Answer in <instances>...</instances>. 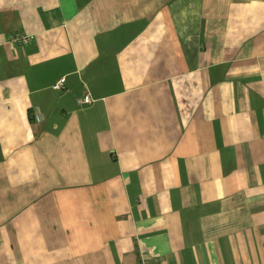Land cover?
Instances as JSON below:
<instances>
[{"label":"crops","instance_id":"obj_1","mask_svg":"<svg viewBox=\"0 0 264 264\" xmlns=\"http://www.w3.org/2000/svg\"><path fill=\"white\" fill-rule=\"evenodd\" d=\"M0 264H264V0H0Z\"/></svg>","mask_w":264,"mask_h":264},{"label":"built area","instance_id":"obj_2","mask_svg":"<svg viewBox=\"0 0 264 264\" xmlns=\"http://www.w3.org/2000/svg\"><path fill=\"white\" fill-rule=\"evenodd\" d=\"M10 42L12 43H20V44H28L31 41V35L27 34H21V33H14L10 36ZM65 81L66 78L62 77L59 79L53 86L52 88L56 91H63L65 89ZM93 102V99L91 98L90 95H85L83 98L78 99L79 104L83 105H88ZM34 119L36 121H41L42 117L40 115V112L37 111L34 114Z\"/></svg>","mask_w":264,"mask_h":264}]
</instances>
